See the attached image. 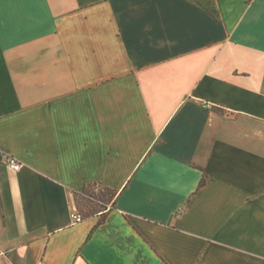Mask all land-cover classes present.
I'll use <instances>...</instances> for the list:
<instances>
[{
  "label": "crops",
  "instance_id": "crops-1",
  "mask_svg": "<svg viewBox=\"0 0 264 264\" xmlns=\"http://www.w3.org/2000/svg\"><path fill=\"white\" fill-rule=\"evenodd\" d=\"M39 263L264 264V0H0V264Z\"/></svg>",
  "mask_w": 264,
  "mask_h": 264
},
{
  "label": "trees",
  "instance_id": "trees-1",
  "mask_svg": "<svg viewBox=\"0 0 264 264\" xmlns=\"http://www.w3.org/2000/svg\"><path fill=\"white\" fill-rule=\"evenodd\" d=\"M117 190L103 186L100 182H90L81 191L75 192L78 207H91L87 214L107 208L114 201Z\"/></svg>",
  "mask_w": 264,
  "mask_h": 264
},
{
  "label": "built area",
  "instance_id": "built-area-1",
  "mask_svg": "<svg viewBox=\"0 0 264 264\" xmlns=\"http://www.w3.org/2000/svg\"><path fill=\"white\" fill-rule=\"evenodd\" d=\"M3 158L6 161V163L14 170H20L23 166V162L16 156H13L11 154H4ZM72 218L74 219L75 222L81 221L83 219V215L79 211H75L72 213ZM39 264H43V263H39Z\"/></svg>",
  "mask_w": 264,
  "mask_h": 264
},
{
  "label": "rangeland",
  "instance_id": "rangeland-1",
  "mask_svg": "<svg viewBox=\"0 0 264 264\" xmlns=\"http://www.w3.org/2000/svg\"><path fill=\"white\" fill-rule=\"evenodd\" d=\"M79 209L81 211V214L84 216L88 213L89 209L91 210V207L82 206Z\"/></svg>",
  "mask_w": 264,
  "mask_h": 264
}]
</instances>
